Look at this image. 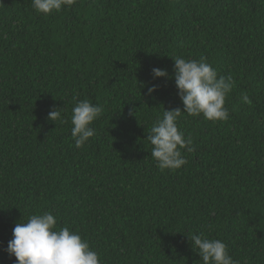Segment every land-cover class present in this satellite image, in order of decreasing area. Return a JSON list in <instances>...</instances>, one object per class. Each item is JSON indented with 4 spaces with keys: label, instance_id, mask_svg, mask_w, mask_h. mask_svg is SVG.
<instances>
[{
    "label": "trees",
    "instance_id": "16d2710c",
    "mask_svg": "<svg viewBox=\"0 0 264 264\" xmlns=\"http://www.w3.org/2000/svg\"><path fill=\"white\" fill-rule=\"evenodd\" d=\"M171 56L204 57L235 87L227 121L182 114L195 151L162 172L146 137L164 110H183ZM84 99L104 110L76 148ZM54 108L66 123L47 119ZM44 212L101 264H202L187 236L201 233L264 264V2L77 0L44 15L0 0V264H15V224Z\"/></svg>",
    "mask_w": 264,
    "mask_h": 264
},
{
    "label": "clouds",
    "instance_id": "9594fccd",
    "mask_svg": "<svg viewBox=\"0 0 264 264\" xmlns=\"http://www.w3.org/2000/svg\"><path fill=\"white\" fill-rule=\"evenodd\" d=\"M76 3L77 0H32V8L36 13L48 15L59 13ZM171 58L174 61L175 86L183 110H164L153 121L146 137L152 145L151 156L162 172L179 169L187 163L182 150L188 153L195 151L192 138L185 137L178 128L182 114L193 117L202 115L212 122L227 121L230 117L224 106L225 100L235 87L231 75H218L204 57L198 60L181 56ZM151 73L153 78L168 77L167 71L158 67H154ZM156 89V85L148 87L147 94L151 96ZM241 100L244 104L252 103L246 93L242 94ZM103 110L102 106L92 104L87 99L76 102L71 114V136L76 148L83 147L96 134L91 125ZM47 119L56 124L66 123L59 108L51 110ZM56 225V217L50 212L32 214L26 222H17L6 252L15 257V264H101L98 253L91 248L89 241L67 226L57 229ZM187 236L202 264H240L229 254L222 240L209 238L202 233Z\"/></svg>",
    "mask_w": 264,
    "mask_h": 264
}]
</instances>
